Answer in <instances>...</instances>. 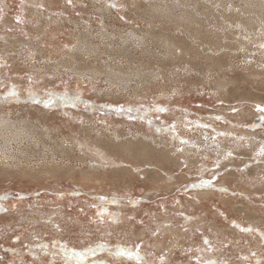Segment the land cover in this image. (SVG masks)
Returning a JSON list of instances; mask_svg holds the SVG:
<instances>
[{
    "label": "rangeland",
    "instance_id": "374dc122",
    "mask_svg": "<svg viewBox=\"0 0 264 264\" xmlns=\"http://www.w3.org/2000/svg\"><path fill=\"white\" fill-rule=\"evenodd\" d=\"M179 1L193 2L0 0V264H264V29L215 3L194 27L221 32V46L145 14ZM81 38L98 50H79ZM126 46L130 67L113 50ZM107 63L145 80L112 83ZM24 124L42 141L13 138ZM98 139L151 142V158L80 147Z\"/></svg>",
    "mask_w": 264,
    "mask_h": 264
},
{
    "label": "bare ground",
    "instance_id": "6f19581e",
    "mask_svg": "<svg viewBox=\"0 0 264 264\" xmlns=\"http://www.w3.org/2000/svg\"><path fill=\"white\" fill-rule=\"evenodd\" d=\"M189 1V0H188ZM193 2L192 3H184V2H181L179 1L178 3H175L173 2L172 4L171 3H165V4H159V5H156V6H152L153 9H150L149 11L147 10L145 12L146 15H148L149 17H151V21L152 22H156V20H160V21H165V22H168V20H171V21H176L177 24L178 22H181L183 25L185 26H191L192 28H195L194 25L195 24H199L200 27H203L204 26V17L201 18L200 17V14L201 13H205L204 10H202L203 8H208L210 10V12H212V10L215 8L213 7L212 5L215 4V3H219V5L221 6V9L218 10V13L222 16V18H224L225 20H230L231 23H234L236 24L237 26L240 25V27H242L243 29L245 30H251V28L248 27V24H251V25H254V21L256 20V22H258L259 25L262 26V28L264 29V3H263V0H242V4H237L235 2V0H208L209 2H211V5L209 4H205L204 2L200 1V0H192ZM166 2V1H165ZM191 4H194L193 8H190V5ZM185 6L184 8H181L180 6ZM215 6V5H214ZM217 6V5H216ZM180 7L181 10L183 11V13L181 14H178L176 12V9ZM220 8V7H219ZM217 9V8H216ZM215 9V11H216ZM209 12V13H210ZM202 14V15H203ZM217 14V13H216ZM205 15V14H204ZM141 17V16H140ZM206 19V18H205ZM254 19V20H253ZM207 20V19H206ZM222 20V19H221ZM224 20V21H225ZM209 22V21H208ZM212 22V21H211ZM206 24V23H205ZM216 25V24H215ZM256 26V24H255ZM259 27V26H258ZM261 28V27H260ZM223 29V28H222ZM224 30V29H223ZM191 31V30H190ZM217 31V30H216ZM214 32L215 34H213V30L211 29H208V30H204V33H208L207 35H204V36H207L211 39H216L217 41V44L221 45L222 46V40H221V37L219 35V33L221 32ZM219 31H222V30H219ZM181 32V31H180ZM194 32L196 34H202L203 33V30L201 31V29H198V28H195L194 29ZM225 32V30L223 31ZM250 32V31H249ZM254 32V31H252ZM260 32V31H259ZM151 34H155V35H161V36H164L165 34L162 32V31H152L150 32ZM193 33V31H192ZM203 33V34H204ZM222 34V33H221ZM225 34V33H224ZM229 34V33H228ZM243 34V33H242ZM255 34V32H254ZM226 35V34H225ZM229 36H231L229 34ZM248 36V33L246 34V38ZM177 37V36H175ZM175 37H172L171 35H166L165 39L169 41V43L173 46H176V47H180L179 43H182L183 41L180 40V38H175ZM227 37V36H226ZM250 37V36H249ZM240 38V36L238 37ZM195 40V39H194ZM199 40V39H198ZM80 44L77 46V48L79 50H82V49H86L87 51H96L98 50V48L92 46L87 39H84V38H81L80 40ZM93 41V40H92ZM239 42V45H244V44H247L249 41L248 39H245L243 40L242 38L238 39L237 40ZM196 42V41H195ZM198 42V41H197ZM214 41H211V43H209V46L210 44H212ZM199 44V43H198ZM216 44V45H217ZM196 45V44H195ZM190 45L184 43L183 44V47L185 48V50L189 51V47ZM223 46H226V47H229V48H233L231 47L229 44H226V45H223ZM100 47V46H99ZM114 47V46H113ZM112 47V48H113ZM170 47V46H169ZM182 47V46H181ZM84 49V50H85ZM106 50V49H105ZM115 53H117V56H115V58H126L127 62H128V65L129 67L131 66V64L136 61L135 60V57L134 55H132L130 53V49H129V46H126V47H120V48H117V49H113ZM182 50V49H181ZM184 50V49H183ZM100 51V50H99ZM173 50L171 49L170 52H172ZM105 52V51H104ZM107 52L111 53L113 51H110L108 50ZM182 52V51H181ZM187 52V53H189ZM173 54V52H172ZM193 54V53H192ZM99 55V54H98ZM96 56V55H95ZM185 56V55H184ZM144 57V56H143ZM146 57V56H145ZM172 58V57H171ZM158 59V58H157ZM170 60V59H169ZM141 64H144V59L143 60H140ZM172 61V60H170ZM183 61V60H182ZM181 61V62H182ZM71 62V61H70ZM108 64V63H107ZM146 64V63H145ZM71 65V64H70ZM109 67V70L106 71V75L109 77L110 81L113 83L115 80H120L121 82L123 83H127L128 81L130 80H133L131 78V73L132 74H138L140 76V78H142L143 80H145L144 78L146 77V73L145 71L146 70H141V69H137V68H124V67H121L120 65H112V64H108L106 65ZM151 66V65H150ZM61 67V66H60ZM69 67V66H68ZM74 67V66H73ZM107 67V68H108ZM144 67V66H143ZM146 67V66H145ZM75 68H81L80 66L78 67H75ZM84 68V67H83ZM84 69H89L92 70L95 74L98 72L101 71L102 67L99 68L95 65L93 66H88ZM150 69V68H148ZM103 71V70H102ZM155 71V70H154ZM161 71V70H160ZM91 72V71H90ZM150 73H153L151 70L149 71ZM163 72V71H162ZM83 73V72H81ZM92 73V72H91ZM105 73V71H104ZM156 73V72H155ZM159 73V72H158ZM101 74V73H100ZM86 75V74H84ZM157 75V74H156ZM148 76V75H147ZM96 77V75H95ZM137 77V75H136ZM135 77V79H136ZM153 77V76H152ZM157 77V76H156ZM139 78V77H138ZM108 79V80H109ZM141 79V80H142ZM131 82V81H130ZM136 82V80H135ZM120 84V83H119ZM126 86V84H125ZM138 86V85H137ZM123 87V85L121 86ZM130 87V86H129ZM133 88V87H132ZM128 89V88H126ZM10 119V118H9ZM6 121V123H5ZM13 121V120H12ZM4 122V123H3ZM14 122V121H13ZM15 123V122H14ZM13 123V124H14ZM20 123V121H19ZM23 124V123H22ZM31 124V123H30ZM30 124H24L23 126H14L15 128V133H13V138L15 137H23L25 139V137H28L29 139L30 138H33L36 142H40L42 141L43 139V135L38 131L36 130L35 128H32L30 127L29 125ZM8 129H10V121H7V119H0V132L1 133H5V131ZM44 134V133H43ZM104 134V133H103ZM49 136V135H48ZM99 136V135H98ZM42 138V139H41ZM4 139H5V142L6 140L9 141V139H11L10 136L8 135H4ZM89 139V138H88ZM92 140V138H90ZM97 139V138H96ZM13 140V139H12ZM16 140V139H15ZM102 140V139H101ZM100 139H98L97 141H93V143L89 142L88 140H83V141H78L79 144H80V147L83 146L85 147V145H91V146H96L98 149H103L104 150V155L105 154H108V155H111L112 151L113 150H117L118 153H121V154H125V155H128V156H131L132 157H136V158H151L150 156V153L149 151L153 150V148L151 147V142L148 143L147 142H142L140 145H142V147H140V145L138 146L137 143L136 145L131 143V144H125V143H102ZM113 140V139H112ZM132 140V139H131ZM108 141V140H107ZM20 142V141H19ZM33 142V141H31ZM69 142V141H68ZM35 143V142H34ZM58 143V142H56ZM12 144V143H11ZM10 145V144H9ZM65 145V144H64ZM63 145V146H64ZM75 145V144H73ZM78 145V143L76 144ZM11 146V145H10ZM22 147V145H20ZM19 146V147H20ZM67 146V145H66ZM65 146V147H66ZM18 147V146H17ZM25 147V146H23ZM65 147H61L60 146V149H65ZM71 147V146H70ZM7 145L5 143L4 147H1L2 151L7 155V156H11L13 158H16L18 159L19 161H22V158L24 159L26 157V152L25 150H22L20 149V154H16L14 152H9L7 149ZM73 148V147H72ZM148 148H150L151 150H148ZM67 149V147H66ZM15 150V149H14ZM27 150V149H26ZM58 150V149H57ZM72 150V149H71ZM17 151V150H16ZM19 151V150H18ZM60 151V150H59ZM67 153H68V149L66 150ZM73 151V150H72ZM157 151H158V148H157ZM161 151V150H160ZM2 152V153H3ZM65 152V151H64ZM3 153V154H4ZM53 153H57L55 151H53ZM59 153V152H58ZM66 153V152H65ZM159 153V152H158ZM162 153V152H161ZM164 153V151H163ZM170 152H167V154H169ZM64 154V153H63ZM69 154V153H68ZM119 154V155H121ZM160 154V153H159ZM67 155V154H66ZM117 155V154H116ZM63 156V155H62ZM68 156V155H67ZM64 157V156H63ZM125 157V156H124ZM84 159V157H83ZM132 160V159H131ZM139 160V159H138ZM145 160V159H144ZM148 161V160H147ZM153 161V160H152ZM149 162V161H148ZM161 164V163H160ZM153 165V164H152ZM18 167V166H17ZM157 167V166H156ZM34 169V168H33ZM67 169V168H66ZM50 170V169H49ZM42 171V170H41ZM48 171V170H47ZM54 172H58L59 173V170H52ZM114 171V170H113ZM6 172V171H5ZM62 172V171H61ZM119 172V171H118ZM64 173V172H63ZM117 173V172H116ZM128 173V172H127ZM152 175V174H150ZM156 178V177H155ZM173 179V177H172ZM161 180V179H160ZM174 181V180H173ZM169 182H171V179L169 180Z\"/></svg>",
    "mask_w": 264,
    "mask_h": 264
},
{
    "label": "snow or ice",
    "instance_id": "6c2138e0",
    "mask_svg": "<svg viewBox=\"0 0 264 264\" xmlns=\"http://www.w3.org/2000/svg\"><path fill=\"white\" fill-rule=\"evenodd\" d=\"M68 2L71 3V0H68ZM54 102H55L54 98L52 96H50L49 99L47 101H45V105L46 106H51V104H53ZM257 110L260 111V112H264V108H261L260 106H257ZM261 118L264 119V117H261ZM230 154L231 153H229V155ZM258 155L264 156V147H262L260 149V152L258 153ZM204 183L205 184H208L209 182L208 181H205ZM0 207H2V205H0ZM65 252L67 253V250L66 249H65ZM119 254H128V255H131V253L128 250H125V249H121ZM137 258H138V253H137Z\"/></svg>",
    "mask_w": 264,
    "mask_h": 264
}]
</instances>
